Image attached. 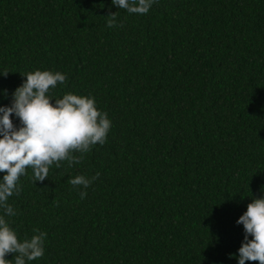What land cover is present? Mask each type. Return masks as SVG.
I'll use <instances>...</instances> for the list:
<instances>
[{
    "label": "trees",
    "instance_id": "trees-1",
    "mask_svg": "<svg viewBox=\"0 0 264 264\" xmlns=\"http://www.w3.org/2000/svg\"><path fill=\"white\" fill-rule=\"evenodd\" d=\"M36 70L66 76L53 104L92 97L111 128L0 208L20 240L46 233L26 264H238L236 221L264 197V0H0V106Z\"/></svg>",
    "mask_w": 264,
    "mask_h": 264
},
{
    "label": "clouds",
    "instance_id": "clouds-1",
    "mask_svg": "<svg viewBox=\"0 0 264 264\" xmlns=\"http://www.w3.org/2000/svg\"><path fill=\"white\" fill-rule=\"evenodd\" d=\"M154 2L112 0L113 5L130 14H147ZM116 14L108 15V27L116 26ZM23 76L26 80L13 92L11 106H0V173H4L0 180V208L7 217L17 214L8 199L23 190L18 182L27 169H32L34 183L49 178L53 164L59 168L62 161L69 166L81 163L94 145L106 142L111 128L107 113L97 109L92 97L67 93L55 99L54 104L51 102L48 93L58 83H66L64 74L36 70ZM13 114L19 118L18 128L12 122ZM77 152L81 155H73ZM98 176L99 173L91 178L77 175L69 183L74 188L87 189ZM86 195L85 191L80 192L81 199ZM236 223L243 225L245 233L238 249V264L246 261L264 264V197L248 203ZM249 235L252 239H248ZM45 238L46 233L39 232L20 240L5 216H0V264H10L12 259H5L7 254H13L14 264L41 258Z\"/></svg>",
    "mask_w": 264,
    "mask_h": 264
}]
</instances>
